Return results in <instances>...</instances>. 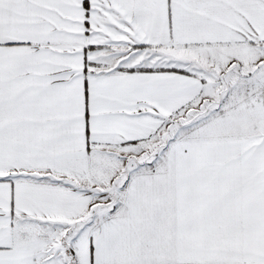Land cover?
<instances>
[{"label": "snow or ice", "instance_id": "1", "mask_svg": "<svg viewBox=\"0 0 264 264\" xmlns=\"http://www.w3.org/2000/svg\"><path fill=\"white\" fill-rule=\"evenodd\" d=\"M0 264H264V0H0Z\"/></svg>", "mask_w": 264, "mask_h": 264}]
</instances>
